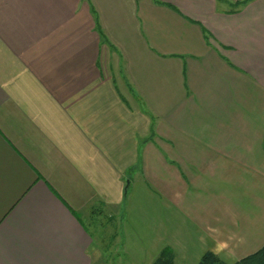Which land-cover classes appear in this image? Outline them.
Masks as SVG:
<instances>
[{
    "label": "crops",
    "instance_id": "crops-1",
    "mask_svg": "<svg viewBox=\"0 0 264 264\" xmlns=\"http://www.w3.org/2000/svg\"><path fill=\"white\" fill-rule=\"evenodd\" d=\"M235 1L0 0V264L264 245V0Z\"/></svg>",
    "mask_w": 264,
    "mask_h": 264
},
{
    "label": "rangeland",
    "instance_id": "rangeland-1",
    "mask_svg": "<svg viewBox=\"0 0 264 264\" xmlns=\"http://www.w3.org/2000/svg\"><path fill=\"white\" fill-rule=\"evenodd\" d=\"M262 172L264 173V169H262ZM262 186L256 187V193L258 194L262 190ZM264 201V200H263ZM263 201L257 200V205H260L259 207H255V211H261L262 207L264 205ZM236 205L238 207H244L246 202L242 201V197H239V199L236 201ZM263 225V226H262ZM259 227H262L259 229ZM254 230V231H253ZM264 230V222L263 220L257 222V226L255 228H251L250 233H254L257 231H263ZM258 234L260 232H257ZM108 237V236H107ZM92 252H94V256L96 258L97 264H142L141 262H138L134 259L133 256L126 254L125 251H122L120 249L119 243L114 244L110 238L104 241H101L98 238V242L96 243L95 247L93 248Z\"/></svg>",
    "mask_w": 264,
    "mask_h": 264
},
{
    "label": "trees",
    "instance_id": "trees-1",
    "mask_svg": "<svg viewBox=\"0 0 264 264\" xmlns=\"http://www.w3.org/2000/svg\"><path fill=\"white\" fill-rule=\"evenodd\" d=\"M251 0H238L232 4L231 12L237 11L241 6L247 4ZM127 196V192H126ZM153 264H178L174 250L170 247H165L153 261ZM198 264H264V245L257 251L240 258L239 260L228 263L213 251L204 253Z\"/></svg>",
    "mask_w": 264,
    "mask_h": 264
},
{
    "label": "clouds",
    "instance_id": "clouds-1",
    "mask_svg": "<svg viewBox=\"0 0 264 264\" xmlns=\"http://www.w3.org/2000/svg\"><path fill=\"white\" fill-rule=\"evenodd\" d=\"M228 247L226 242H217L216 247L213 249L214 254L219 255L220 252L224 251Z\"/></svg>",
    "mask_w": 264,
    "mask_h": 264
}]
</instances>
